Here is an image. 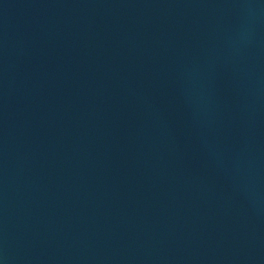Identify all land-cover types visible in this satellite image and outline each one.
I'll use <instances>...</instances> for the list:
<instances>
[{
  "label": "water",
  "instance_id": "obj_1",
  "mask_svg": "<svg viewBox=\"0 0 264 264\" xmlns=\"http://www.w3.org/2000/svg\"><path fill=\"white\" fill-rule=\"evenodd\" d=\"M0 264H264V0H0Z\"/></svg>",
  "mask_w": 264,
  "mask_h": 264
}]
</instances>
